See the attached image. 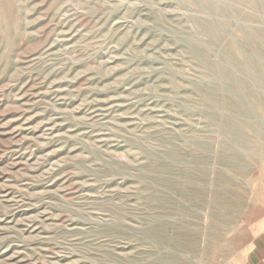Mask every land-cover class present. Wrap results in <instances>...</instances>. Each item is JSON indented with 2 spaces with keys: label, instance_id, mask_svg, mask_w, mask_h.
Here are the masks:
<instances>
[{
  "label": "rangeland",
  "instance_id": "rangeland-1",
  "mask_svg": "<svg viewBox=\"0 0 264 264\" xmlns=\"http://www.w3.org/2000/svg\"><path fill=\"white\" fill-rule=\"evenodd\" d=\"M264 234V0H0V264H243Z\"/></svg>",
  "mask_w": 264,
  "mask_h": 264
},
{
  "label": "crops",
  "instance_id": "crops-1",
  "mask_svg": "<svg viewBox=\"0 0 264 264\" xmlns=\"http://www.w3.org/2000/svg\"><path fill=\"white\" fill-rule=\"evenodd\" d=\"M243 264H264V234L253 241Z\"/></svg>",
  "mask_w": 264,
  "mask_h": 264
}]
</instances>
